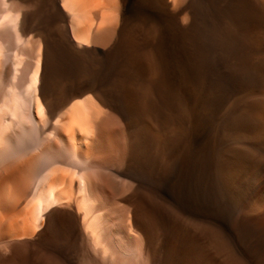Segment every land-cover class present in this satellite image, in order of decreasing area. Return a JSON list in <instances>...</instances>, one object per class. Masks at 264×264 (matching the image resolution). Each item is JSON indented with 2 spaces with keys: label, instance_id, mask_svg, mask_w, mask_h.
Returning a JSON list of instances; mask_svg holds the SVG:
<instances>
[{
  "label": "bare ground",
  "instance_id": "obj_1",
  "mask_svg": "<svg viewBox=\"0 0 264 264\" xmlns=\"http://www.w3.org/2000/svg\"><path fill=\"white\" fill-rule=\"evenodd\" d=\"M119 1L116 40L97 61L98 50H85L72 37L68 17L74 18L72 6L79 17L90 5L103 12V0H57L55 11L67 23L35 29L43 45L37 41L24 88L28 113L23 124L8 110L2 117L0 186L22 202L10 210L0 206V260L19 246L56 254L43 243L55 223L71 222L75 239L97 237L91 219L102 212L96 207L89 215L77 199L95 186L84 176L93 167L104 192H118L117 177L134 181L124 201L148 264H264V0H186L179 14L188 17L181 22L169 0H138L135 7ZM43 48L51 65L54 50L75 59V73L95 62L107 72L90 90L93 97L70 102L53 121L46 113L66 96L47 93L59 88L40 76ZM81 84L74 79L66 87ZM25 94L12 96L17 111ZM103 108L120 116L123 137L108 130ZM65 152L74 157L65 160Z\"/></svg>",
  "mask_w": 264,
  "mask_h": 264
},
{
  "label": "rangeland",
  "instance_id": "obj_2",
  "mask_svg": "<svg viewBox=\"0 0 264 264\" xmlns=\"http://www.w3.org/2000/svg\"><path fill=\"white\" fill-rule=\"evenodd\" d=\"M55 1L57 0H0V143L3 141L2 117L4 116L5 110L16 115L18 120L16 122L20 121L19 123L23 124L26 111L29 109L31 97L25 94L24 88L29 83L30 76L35 67L37 41L40 40L43 45L42 38L35 34V29L38 28V26H43L46 31H52L53 27H61L67 23V15L65 13H60V16L56 13ZM109 2L108 0H103V2H101L105 5V10L103 8V12H100L94 5H92L94 6L93 8L90 5L86 14L85 12L87 9L81 11L82 14L80 13V17V11L77 13V8L71 5L72 8L69 3L71 7L69 13L74 17L73 19L68 17V24L73 33L72 37L75 36L73 38L76 40L82 39L81 41L85 44V50H98L93 56L96 61L100 59L101 54L109 53L116 40L117 11H120L121 4H119V0H113V4L118 2V7L111 6L114 8V10H112V8L109 9ZM137 2L138 0H132V6L135 7ZM185 2L186 0H169L171 11L174 12L177 17L180 15L178 17V22L188 17L185 14H179V10ZM116 3L114 5H116ZM103 4L102 6L99 5L98 8L104 7ZM91 8L94 14L91 13ZM198 10L200 12V1L198 2ZM98 11L100 14H98ZM114 11L117 14H114ZM212 11L213 7L211 5L209 13H212ZM34 13L41 15L42 19H32ZM102 13L106 15L104 18L105 20L101 19L100 15ZM89 14L92 15L89 16ZM110 14L112 17L110 16V19H107ZM61 17L63 19H61ZM12 18H15L13 20L15 22L12 21ZM16 18L18 21L20 20L18 31L17 28H15V24L17 23ZM99 21L100 24L103 23V26H98ZM85 25L87 27H85ZM114 25H116L115 30ZM83 28L86 29L82 30ZM20 30L24 31V35L21 34ZM212 31L213 30L210 29V31L208 30L207 32L210 38H213L211 37L213 36ZM29 36H31V38H29ZM72 43L74 49H78L77 44L75 42ZM52 51L54 65H51L48 60L45 59L46 53L44 48L42 50V61L45 62H42L40 76L44 74V81L51 79L59 88H50L47 91L48 94L53 95L57 92H61L66 98L64 97L61 100L53 101L50 111H48L45 116L48 121L53 115L52 121L56 118H61L70 102H78L88 96L93 97L90 90L97 88L107 76L106 68L100 64H96V62L93 65H80V72L75 73L74 67L77 65L75 59L71 57L68 58L64 56L63 53ZM74 79L82 83L81 86L66 87L70 85ZM86 83L87 85H85ZM18 93H24L26 97L22 102V109L17 111L12 96ZM2 103L5 107H8L4 109V106L1 105ZM7 103L8 105H6ZM103 109L102 120L108 126V130L110 129V132L115 131L123 137L125 128L120 116L110 109ZM88 122L92 125V132L94 133L96 129L93 118H90ZM46 132H48V129H46ZM92 152L95 156V151ZM71 157H74L73 153H63V158L65 160H69ZM84 176L87 180L92 179L96 183V187L92 186V189L89 188L82 201L79 200V197L77 198L79 201L78 207H82L89 215L94 213L93 210H95L96 207L100 209V213L102 212L101 216L96 217V219L92 217L94 219H91V231L95 233L97 237H89L88 235L82 234L81 239H75L71 222H67L64 227H60V224L55 223L49 229V238L43 240V243L53 247L56 254H52L44 248L37 249L32 253L29 247L19 246L15 255L9 257L7 261L0 260V264H148L144 241L139 233L135 232L131 227V222L129 220L130 207L128 203L124 201V196L132 190L134 181L128 177H117L120 188L118 192L111 193L104 192L97 184L98 179L95 168L92 167L88 172L85 171ZM7 190H10L14 195ZM15 193L14 190L6 185L0 186V206L3 209L10 210L21 204L20 195ZM11 197L13 200L10 199ZM14 199H16L15 202H13ZM46 205L48 204H45V206ZM42 207L43 209L45 208L44 204L41 206V211L43 210ZM91 207H93V209ZM41 211L36 209L34 212L35 217H38Z\"/></svg>",
  "mask_w": 264,
  "mask_h": 264
}]
</instances>
